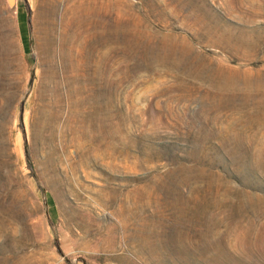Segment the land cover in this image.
Listing matches in <instances>:
<instances>
[{
  "label": "rangeland",
  "instance_id": "obj_1",
  "mask_svg": "<svg viewBox=\"0 0 264 264\" xmlns=\"http://www.w3.org/2000/svg\"><path fill=\"white\" fill-rule=\"evenodd\" d=\"M78 1L0 0V264H264V0Z\"/></svg>",
  "mask_w": 264,
  "mask_h": 264
},
{
  "label": "bare ground",
  "instance_id": "obj_2",
  "mask_svg": "<svg viewBox=\"0 0 264 264\" xmlns=\"http://www.w3.org/2000/svg\"><path fill=\"white\" fill-rule=\"evenodd\" d=\"M103 3V2H102ZM96 4H97V0H79L78 4L75 6L74 8V12L76 14L75 17V22L82 24L83 22H87L88 18H90V16L94 13V10H96ZM101 5V4H99ZM102 7V6H101ZM100 9V8H99ZM99 11V10H97ZM124 13V12H123ZM95 14V13H94ZM97 15V14H96ZM124 16V15H123ZM118 20V19H117ZM116 22V21H115ZM106 23V22H105ZM121 23V22H120ZM118 23H116L115 25H117ZM121 25V24H120ZM109 26V25H108ZM122 26V25H121ZM125 27V26H124ZM119 28V27H118ZM117 28V30H119ZM129 28V27H128ZM106 29V28H105ZM217 29V28H216ZM109 30V28L107 29ZM106 30V31H107ZM111 30V29H110ZM121 30V29H120ZM128 30V29H126ZM108 32V31H107ZM110 32V31H109ZM130 35L124 38H109L107 40V42H111L113 44H115L117 47L119 46L122 51L124 53L127 54V51L129 52V50H134L136 52L137 49H142L145 48L143 45V41L145 42L146 37L149 38L148 33L147 35H143L142 33H137L133 32L131 30H129ZM125 34V33H124ZM220 34V33H219ZM107 36V35H106ZM229 36V35H228ZM118 37V36H117ZM147 38V39H148ZM231 38V37H230ZM147 41V40H146ZM106 44V42H104ZM146 44V43H145ZM187 44V43H186ZM234 44V43H233ZM182 45V44H181ZM151 48L154 51L160 52L161 51V47H151V44L146 45V47ZM183 46V45H182ZM189 46V45H188ZM115 47V46H114ZM115 48H113L114 50ZM143 51V50H142ZM147 51V48H145V50L142 52V54H144ZM165 52V51H164ZM156 53V52H155ZM166 53V52H165ZM185 53V52H184ZM141 55V54H140ZM185 55V54H184ZM129 56V55H128ZM163 56V54H162ZM180 56V55H178ZM146 59V58H145ZM195 59V58H194ZM182 60V59H181ZM108 62V61H107ZM108 65V64H107ZM197 66V65H196ZM111 69V68H110ZM122 69V68H121ZM198 69V68H197ZM124 76L126 75V73L123 74ZM204 78V77H203ZM218 82V81H217ZM218 85V84H217Z\"/></svg>",
  "mask_w": 264,
  "mask_h": 264
},
{
  "label": "water",
  "instance_id": "obj_3",
  "mask_svg": "<svg viewBox=\"0 0 264 264\" xmlns=\"http://www.w3.org/2000/svg\"><path fill=\"white\" fill-rule=\"evenodd\" d=\"M9 3H10V5H11V4H12V0H10V2H9Z\"/></svg>",
  "mask_w": 264,
  "mask_h": 264
},
{
  "label": "trees",
  "instance_id": "obj_4",
  "mask_svg": "<svg viewBox=\"0 0 264 264\" xmlns=\"http://www.w3.org/2000/svg\"><path fill=\"white\" fill-rule=\"evenodd\" d=\"M21 127H22V125H21ZM23 128V127H22Z\"/></svg>",
  "mask_w": 264,
  "mask_h": 264
}]
</instances>
